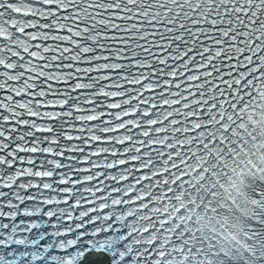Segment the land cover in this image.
<instances>
[{
	"label": "snow or ice",
	"instance_id": "obj_1",
	"mask_svg": "<svg viewBox=\"0 0 264 264\" xmlns=\"http://www.w3.org/2000/svg\"><path fill=\"white\" fill-rule=\"evenodd\" d=\"M0 264H264V0H0Z\"/></svg>",
	"mask_w": 264,
	"mask_h": 264
}]
</instances>
